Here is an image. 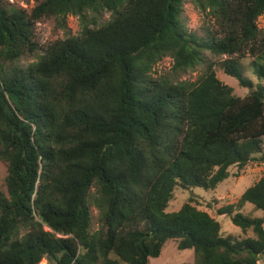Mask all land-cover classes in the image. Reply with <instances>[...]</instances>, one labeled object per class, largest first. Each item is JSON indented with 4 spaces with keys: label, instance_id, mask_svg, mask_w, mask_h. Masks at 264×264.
Masks as SVG:
<instances>
[{
    "label": "trees",
    "instance_id": "obj_1",
    "mask_svg": "<svg viewBox=\"0 0 264 264\" xmlns=\"http://www.w3.org/2000/svg\"><path fill=\"white\" fill-rule=\"evenodd\" d=\"M34 1L26 12L0 0V264H147L170 239L195 264L264 261V217L240 212H264V174L219 210L241 235L190 202L166 210L177 186L215 189L231 166L264 163V85L238 62L250 56L264 78V0H202L205 36L184 26L183 0ZM88 10L111 15L90 27ZM68 15L80 33L20 66L38 50L35 23ZM205 51L226 55L224 73L249 92L234 94L211 63L195 81L151 76L163 57L184 71Z\"/></svg>",
    "mask_w": 264,
    "mask_h": 264
},
{
    "label": "rangeland",
    "instance_id": "obj_2",
    "mask_svg": "<svg viewBox=\"0 0 264 264\" xmlns=\"http://www.w3.org/2000/svg\"><path fill=\"white\" fill-rule=\"evenodd\" d=\"M202 0H183L182 21L188 31L195 32L199 36H205L206 30L213 28V19L205 11L200 2ZM7 7L23 9L29 12L36 4L34 0H3ZM109 11L96 13L88 10L86 20L90 27L100 26L110 18ZM257 26L264 30V13L257 19ZM82 27L81 19L75 15H68L64 21L54 17H44L34 25L35 41L38 50L33 55H24L19 60L20 66H27L35 61L46 48L47 45L58 39H64L69 36H76L80 33ZM227 58L226 55H213L208 51L204 52V60L194 68H188L184 71H172V59L168 56L159 60L152 68L151 76L153 78L167 77L173 81L197 80L206 70L207 63H211L215 74L219 80L232 87L234 94L244 96L249 92L248 87L240 86L238 80L224 73L222 61ZM252 58L246 56L239 58L238 62L242 68L243 75L252 81L255 86L257 83L264 85V78L259 79L254 73L251 66ZM264 142V138H263ZM264 153V146H263ZM260 154H256L258 157ZM229 176L220 182L215 189L205 190L203 188L182 189L175 187L173 196L169 201L166 210L176 211L184 203L190 202L197 208L206 211L215 217L220 225L223 234L241 235V228L232 223L230 218L225 214H220L219 210L227 205L237 202L241 194L251 185H253L264 174V163L251 161L242 170L236 166L229 168ZM6 165L0 162V191L5 190ZM93 227L97 226V211L93 208ZM243 214L254 217H264L261 209L254 207L251 203H245L240 209ZM197 254L194 249H179L176 240H168L157 257H150L147 264H195ZM38 264H48L43 258Z\"/></svg>",
    "mask_w": 264,
    "mask_h": 264
},
{
    "label": "built area",
    "instance_id": "obj_3",
    "mask_svg": "<svg viewBox=\"0 0 264 264\" xmlns=\"http://www.w3.org/2000/svg\"><path fill=\"white\" fill-rule=\"evenodd\" d=\"M256 264H264L263 259H262V258H258V259L256 260Z\"/></svg>",
    "mask_w": 264,
    "mask_h": 264
}]
</instances>
